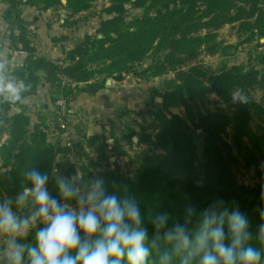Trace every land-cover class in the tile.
Masks as SVG:
<instances>
[{"label": "trees", "instance_id": "1", "mask_svg": "<svg viewBox=\"0 0 264 264\" xmlns=\"http://www.w3.org/2000/svg\"><path fill=\"white\" fill-rule=\"evenodd\" d=\"M6 1L8 5L3 13L6 32L0 38L3 42L0 49L7 53L11 75L26 85L22 99L36 93L42 80L51 84L62 82L61 90L65 92L62 96L68 103L81 91L95 94L110 77L121 79L126 73L142 77L175 71V79L162 93L155 134L144 131L139 135L141 142L153 144L158 150L145 152L131 175L116 169H107L100 175L108 192L136 198L149 241L155 232L150 215L168 213L170 228L174 222L183 223L189 203L197 209L190 231L196 229L200 211L221 201L229 209L235 202L242 213H253L258 221L250 227L261 223L264 185L239 183L232 164L242 159L260 171L264 165V130H258L252 123L256 115L264 113V105L253 95L254 88H264V66L245 68L234 63L216 72H208L201 63L187 69L182 66L202 52H217L221 46L218 29L224 24L234 23L238 33L246 35L244 41L264 37V0H150L153 11L146 10L130 21L126 20V3L143 5L148 0H110L105 10L111 14L101 19L97 34H86L83 40L63 49L65 65L36 52L28 32L36 18L26 17L24 9L29 5L44 10L64 3L73 14L87 9L94 0ZM58 38L55 35L54 40ZM15 50H24L27 55L23 63L12 65ZM152 52L162 55L138 70L136 63ZM259 59L260 63L264 62V53ZM236 90H243L249 100L247 104L232 102L231 93ZM210 92L225 102L228 110H202L200 104L208 99ZM21 101L0 103V195L14 198L21 190L24 172L36 167L49 174L48 186L57 196L56 175L76 171L75 164L66 166L61 162V155L74 147L85 153V148L80 140L74 142V147L63 144L61 139L53 141L43 120L33 122L23 109L12 112ZM172 106H184L185 114H165ZM57 127L61 129L60 124ZM198 128L203 131L204 141L202 174L196 142ZM88 137L89 143L106 138L97 134ZM133 140L130 137L129 141ZM121 145L116 138L113 149L122 150ZM91 166H96V162L80 164L85 171L79 179L81 184L95 176ZM251 232L255 236L257 227ZM34 234L32 229L23 241L34 242ZM174 264H180L178 257Z\"/></svg>", "mask_w": 264, "mask_h": 264}, {"label": "clouds", "instance_id": "2", "mask_svg": "<svg viewBox=\"0 0 264 264\" xmlns=\"http://www.w3.org/2000/svg\"><path fill=\"white\" fill-rule=\"evenodd\" d=\"M26 90L11 75L7 53L0 50V103L18 102ZM231 98L233 103L249 102L243 90L232 92ZM23 175L16 196L0 200V264H174L177 257L180 264H262L264 208L255 236L239 205L234 202L229 209L222 201L199 212L192 232L189 225L197 209L189 203L183 223L170 228L168 213L150 215L155 232L149 241L136 198L108 192L102 176L82 187L77 176L56 175L57 199L47 188V172L32 167ZM21 205L25 215L14 211ZM32 229L34 242H22Z\"/></svg>", "mask_w": 264, "mask_h": 264}, {"label": "rangeland", "instance_id": "3", "mask_svg": "<svg viewBox=\"0 0 264 264\" xmlns=\"http://www.w3.org/2000/svg\"><path fill=\"white\" fill-rule=\"evenodd\" d=\"M63 2L66 3V1ZM110 3V0H94L90 7L73 14L70 13V9L64 3H57L42 11L40 10L41 8L35 7L36 10H34L31 16H35L36 18L34 21V28L38 27V20L40 27L46 25L47 28H51L53 30L51 31L53 32L52 34L60 36V38L53 41V44L59 49H64L67 45L73 46L76 42L83 40L86 34L96 35L101 19L111 14L105 10ZM149 3L150 0L143 5L127 2L125 10L126 20L130 21L135 16L142 15L146 10L153 11ZM245 36L246 35H240L238 33L234 23L222 25L218 29V39L221 41L219 50L213 54L202 52L197 59L186 62L182 66V69H187L194 63H201L208 72L219 71L234 63L242 64L245 68L264 66V62L260 63L259 59L260 54L264 53V37H255L251 41H244ZM1 37L3 36L0 35V38ZM161 53H150L141 62L136 63V68L138 70L146 68L160 58L162 55ZM54 59L57 60L60 65H65L67 61L65 52ZM61 60L65 63L62 64ZM126 75H128V77L131 76L129 73H126ZM173 79H175L174 70L166 72V74L163 75L134 77V84L130 87L133 88L130 105L120 111L117 116L113 117L115 119H112V121L108 120L105 124H97L98 126H93L95 123L92 122L91 118L86 116L84 109L76 108L72 104V101L67 103L64 100V104H58V99L63 97L62 95L65 93L61 90L63 86L62 82L51 84L49 81L42 80L40 87L42 90H45L44 96L47 97L49 102L43 103V99L41 98V100H33L31 108L30 104H26V102L20 103L17 108L26 110L29 107L32 111L33 121H35V119L43 120L48 128L49 138L51 140L56 141L61 139L63 144H69L71 147H74L75 141H82L85 153L77 151L74 149L76 147H74L67 151L66 154H62L60 158L61 162H65L66 166H69V163L75 164L76 171L72 172V170H68L70 174L62 172L61 175L66 177L77 176V178L80 179L85 173V171L81 169L80 164L82 162L89 163V161L96 162V166H91L92 174L95 176H100L107 169H116L123 174L131 175L137 168L140 157L145 152L158 150L153 144L141 142L139 140V135L142 136V132L144 131L153 135L155 134L158 124V109L161 107L163 99L162 93L171 84ZM253 95L264 105V88H254ZM200 107L202 110H228L227 104L219 99L214 92L209 93L208 99H206L204 103H201ZM164 113L167 115H171L172 113L184 115L185 107L172 106L168 110H165ZM60 119H63L64 126L58 129L57 124H60ZM252 123L258 130H264V113L256 115ZM90 130L94 132V135H105L106 138L104 140L103 138H99L93 143H89L88 136L93 135L89 134ZM96 131L99 132L95 133ZM105 132H108V134ZM196 132L198 164L200 166V173L202 174V163L204 161L203 131L201 128H198ZM5 136L6 134H4V137ZM132 136L134 140L130 142L129 139ZM116 138L121 142V148L124 153L122 150L113 149ZM228 139L230 140V137H228ZM100 144H103L104 148H100ZM232 169L239 183L264 185V165L260 171L251 165H246L244 161L240 159L238 162H233ZM87 182L88 181H84L83 184H80L84 187ZM47 188L53 195V188L48 185ZM55 197L60 199L59 194ZM3 199H6L5 194L0 195V200ZM70 203L74 207L76 206L75 200L70 201ZM14 211H17L20 215L26 214L25 207L22 205L17 206L16 209L14 208ZM245 215L250 225L258 221L254 219L255 215L251 212ZM257 226L250 227V230ZM225 231H227V226H225ZM28 234L29 233H27L24 238H26ZM23 239L22 242H26L23 241Z\"/></svg>", "mask_w": 264, "mask_h": 264}, {"label": "crops", "instance_id": "4", "mask_svg": "<svg viewBox=\"0 0 264 264\" xmlns=\"http://www.w3.org/2000/svg\"><path fill=\"white\" fill-rule=\"evenodd\" d=\"M6 7V0H0V35H4V33L6 32V21L3 17L4 9ZM34 10H36V8L28 5V7L24 9V15L26 17H30ZM32 24L35 26L34 23ZM37 26L38 27L34 28L33 30L30 28L28 30L30 37L33 40V44L36 46V52L38 54H44L49 58H56L58 57V55L64 54L63 49H59L53 44V41L55 39V34H52L53 32H51L53 30L51 28H47L46 25L40 27L39 20L37 22ZM26 55L27 52L24 50H15L11 58V64L13 65L15 63H23ZM129 75L133 77H128V75H125V77L121 79L113 77L108 78L106 81V85L102 87L99 91H97L95 94H90L87 91H81L76 97V99L72 101V104L78 109H84L86 116L91 118L92 122L95 123L94 125H90H102L108 122V120L112 121V119H115L113 117L117 116L120 111L130 105V99L132 97L133 89L130 87L132 84H134V77L137 78L138 76L134 74ZM44 95L45 90H42L39 85L37 92L32 95L26 96L24 99H22L21 103H29L31 108V106L33 105V100H41L42 98L43 103L49 102L47 97H45ZM17 107L19 106H14L11 111L13 112L22 109ZM25 111L29 113L33 119L32 111L29 109V107ZM35 121H37V119H35ZM98 132L99 131H96L95 133ZM93 133L94 132H91V130L89 131V134ZM105 133L108 134V132Z\"/></svg>", "mask_w": 264, "mask_h": 264}, {"label": "built area", "instance_id": "5", "mask_svg": "<svg viewBox=\"0 0 264 264\" xmlns=\"http://www.w3.org/2000/svg\"><path fill=\"white\" fill-rule=\"evenodd\" d=\"M35 26L33 25V24H30L29 25V28L30 29H33ZM2 41L0 40V48L2 47ZM61 63L62 64H64L65 62L63 61V60H61ZM64 100H65V98L64 97H60L59 99H58V104H60V105H62V104H64L63 102H64ZM60 125H61V127H63L64 126V121H63V119H60Z\"/></svg>", "mask_w": 264, "mask_h": 264}, {"label": "water", "instance_id": "6", "mask_svg": "<svg viewBox=\"0 0 264 264\" xmlns=\"http://www.w3.org/2000/svg\"><path fill=\"white\" fill-rule=\"evenodd\" d=\"M63 1H66V0H63Z\"/></svg>", "mask_w": 264, "mask_h": 264}]
</instances>
